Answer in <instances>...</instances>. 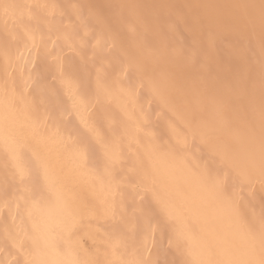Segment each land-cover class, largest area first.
Returning <instances> with one entry per match:
<instances>
[{
	"label": "snow or ice",
	"instance_id": "1",
	"mask_svg": "<svg viewBox=\"0 0 264 264\" xmlns=\"http://www.w3.org/2000/svg\"><path fill=\"white\" fill-rule=\"evenodd\" d=\"M70 7L0 0V256L264 264V0Z\"/></svg>",
	"mask_w": 264,
	"mask_h": 264
},
{
	"label": "bare ground",
	"instance_id": "2",
	"mask_svg": "<svg viewBox=\"0 0 264 264\" xmlns=\"http://www.w3.org/2000/svg\"><path fill=\"white\" fill-rule=\"evenodd\" d=\"M2 2H7L15 5H26V4H46V5H59L61 9L56 10L57 18L52 21L53 26L63 23L68 24L69 20L64 19L63 21H60L59 19V11L63 10L67 15H71L72 9L71 5L73 4H80L82 6V13L84 15L88 14L89 9H92L98 13L101 14V16L110 21L111 23H116V17H115V9L114 6L122 3H130V2H137V3H143V4H158V3H164V2H172V3H188V2H200V0H2ZM53 10L49 9V12ZM73 22H76L77 24L79 21H76L75 16H72ZM29 23L27 17L18 18L15 22V32L17 33L18 40L17 43H20V48L23 50V28L22 25H25ZM89 23H94V20H90ZM12 25V21H8V26ZM10 39L8 32H7V26L5 25V20L3 18H0V43H4ZM88 56H91V52H88ZM90 64V62H86ZM7 181H10V177L6 175V161L4 158V151L2 145H0V191L3 190V187L5 186V183ZM246 199L248 202L252 205H254L256 208H259L262 204H264V188H261L260 185H256L255 189L251 192V194H245ZM10 221L8 224L10 225ZM193 241L192 246L193 250L195 252H199V235L201 234V231L205 228V225L203 222H196L193 221ZM5 227H6V221L3 219L2 214H0V243H7L5 240ZM235 243L237 245L241 244L240 240H236ZM87 246V245H86ZM9 249L11 250V245L9 244ZM0 259H4L5 264H7V261L10 259L8 256H0ZM18 260L22 262V257H17ZM160 264H182V260L184 259L180 254L169 252V253H162L160 255ZM15 264V261L13 262Z\"/></svg>",
	"mask_w": 264,
	"mask_h": 264
}]
</instances>
